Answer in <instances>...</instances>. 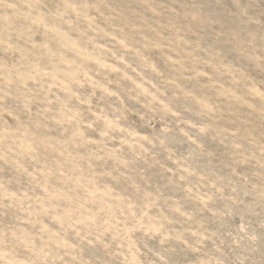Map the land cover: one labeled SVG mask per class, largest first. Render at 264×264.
<instances>
[{
  "label": "rangeland",
  "instance_id": "rangeland-1",
  "mask_svg": "<svg viewBox=\"0 0 264 264\" xmlns=\"http://www.w3.org/2000/svg\"><path fill=\"white\" fill-rule=\"evenodd\" d=\"M0 264H264V0H0Z\"/></svg>",
  "mask_w": 264,
  "mask_h": 264
}]
</instances>
